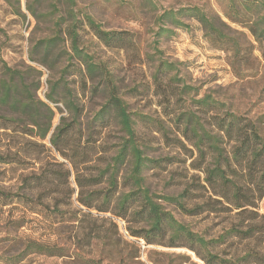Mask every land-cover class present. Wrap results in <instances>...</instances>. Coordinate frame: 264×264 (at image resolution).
I'll return each instance as SVG.
<instances>
[{
	"label": "rangeland",
	"instance_id": "rangeland-1",
	"mask_svg": "<svg viewBox=\"0 0 264 264\" xmlns=\"http://www.w3.org/2000/svg\"><path fill=\"white\" fill-rule=\"evenodd\" d=\"M74 3L70 12L66 0H0V90L9 77L7 66L19 72L13 80L17 98L24 83L32 98L46 103L54 112L51 130L42 141L46 149L31 144L33 138L28 135L0 130V150L17 152L19 157L16 162L0 163V189L12 193L7 203L0 195V264H203L184 246L150 244L143 248L142 239L131 237L126 229L128 224L137 228L135 222L113 215L115 210L88 211L79 205L73 170L67 159L50 145L48 137L61 117L70 121L77 114L79 129L64 150L71 155V148H76L78 155L74 159L79 160L85 149L89 161L79 163L77 172L85 178L96 177L112 163L126 137L113 110L98 115L114 92L126 103L134 119L136 141L147 159L144 186L158 195H176L188 185L193 188L202 183L204 174L195 167L212 166L210 144L202 143L205 158L201 159L191 145L196 140L194 134L189 128L185 132L183 113L194 112L205 128L215 133L214 115L222 117L233 112L256 121L264 136V56L243 27L247 17L244 14L254 13L247 8L249 0H74ZM193 6L241 31L242 47L251 49L241 50L242 58L231 64V51L211 45L199 22L186 10L180 11ZM171 11L177 12L176 19L187 26H175L171 17L163 16L160 20ZM86 14L104 29L127 32L131 41L120 48L105 46L87 26L83 18ZM229 15L237 20H229ZM72 16L82 19L78 23L77 43L98 65L94 72H87L82 59L70 48L67 29ZM160 23L165 27L162 31L157 28ZM48 39L55 44L47 53L39 43ZM160 61L172 66L157 74ZM35 85L39 87L36 91ZM47 94L56 102L47 99ZM203 97L218 103V110L201 114L196 101ZM11 102L0 103V115L19 119L24 127L28 117ZM9 124L10 128L15 125ZM220 145L225 151L229 149L225 139ZM58 163L63 165L60 167ZM130 166L128 158L119 166L117 194L131 187L127 178ZM65 169L71 171L67 179ZM42 170L55 174H51V183H43L49 189L40 202L36 196L41 181L37 182L34 176ZM109 172L105 170L102 182L87 189L107 188ZM194 201L186 204L191 206ZM158 202L205 238L218 237L229 226L227 216L208 213L189 216L162 198ZM257 207L264 214V196ZM88 232L100 238L88 245V238H82ZM27 240L62 247L64 255L35 252L26 247ZM241 246L237 239L227 238L216 250L224 253Z\"/></svg>",
	"mask_w": 264,
	"mask_h": 264
},
{
	"label": "trees",
	"instance_id": "trees-1",
	"mask_svg": "<svg viewBox=\"0 0 264 264\" xmlns=\"http://www.w3.org/2000/svg\"><path fill=\"white\" fill-rule=\"evenodd\" d=\"M66 1L68 2V10L72 12V6L75 4L74 0ZM230 1L233 2L234 0ZM247 6L248 10L254 11V13L244 14L247 17L243 27L247 28L253 40L258 43L261 54L264 56V1L249 0ZM234 9L238 12L235 6ZM185 10L199 22L205 38L211 45L224 51H231V64L238 62L240 57L242 58L241 50L251 49V47H242V43H244L242 36L244 34L241 31L232 29L221 19L208 15L197 6L183 8L180 11ZM176 13L173 11L166 12L160 17V20L163 16L171 17L175 26L186 27L185 23L176 19ZM72 17L67 29L72 42L70 48L77 57L82 59L86 71L94 72L98 65L92 61V57L87 52H83L79 48L77 43L78 23H81L82 19L78 20L74 16ZM83 18L97 39L107 47L120 48L124 43L131 41L125 31L104 29L87 14ZM227 18L237 20L236 17L230 15ZM163 26V23L158 24V30H164L165 27ZM51 42L52 40L48 39L44 40L43 43H39V45L46 48L45 51L48 53L55 44ZM170 66H172L170 63L160 61L155 71L160 74L168 70ZM6 72L9 73V77L5 81L4 89L0 90V103L5 105L12 100L11 103L19 106L22 114L28 117V122H25L24 127H22V121L19 122V119L0 115V130L11 129L14 133L18 131L23 135H28L33 138V140H30L31 144L46 149L42 141L47 137L52 127L54 115L52 108L46 103L32 98L28 87L24 83V89H22L20 97L17 98L15 96L16 86H14L13 80L19 72L7 66ZM38 88V85H35L33 90L36 91ZM183 88H187L186 85ZM46 98L51 102H56L50 94H47ZM196 103L201 106L199 108L201 114H207L214 109L218 110V103L210 102L207 97H203ZM38 104L42 105L43 108L39 107ZM68 108L70 110V107ZM110 110L115 112L120 128L124 131L126 137L113 157L112 163L107 164L105 168V170L110 171L107 178V188L87 189V187L102 182V177L106 174L105 170H101L96 177L86 178L77 172L79 163L89 161V155L85 149L80 153L82 157L79 160L74 159V156L78 155L76 148H71V155H67L64 150V145L69 143L72 134L79 129L76 119L77 114H74L70 121H66L64 117H61L60 122L48 137L50 145L67 159L73 170L74 181L78 188L76 201L79 205L88 211L95 209L98 212H112V210H115L113 215L125 219L126 222L133 221L137 224V228H133L128 224L126 229L131 237L142 239L144 245L184 246L192 251L203 264H264V214L259 213L257 207L258 201L264 196V136L258 123L233 112H228L222 117L214 115V128L216 131L211 133L194 112L183 113V117L186 119L185 132L189 128L194 134L196 140L191 145L198 152L201 159L205 158L204 149L201 147L202 143L207 141L210 144V155L213 159L212 166L202 168L201 165H197L195 167L204 174L201 180L202 183L199 185L193 188L192 185H188L176 195H158L144 186L143 169L146 166L147 159L136 141L134 119L128 112L126 103L114 92L110 93L107 102L100 109L98 115L103 116L105 112ZM139 117H142V115H139ZM10 122L15 124L11 128ZM183 136L190 140L185 133ZM224 139L229 145L227 151L220 145ZM18 158L17 152L11 153L10 150H0V163L16 162ZM127 158L131 164L127 177L131 187L128 191L117 194L119 166ZM58 164L60 167L63 165L62 163ZM70 173L69 169H65L64 177L67 179ZM51 174H55L54 171L44 173L42 170L41 174L34 176L37 182L41 181L36 196V199L40 202L44 199L46 190L49 189L46 184L51 183V180L53 181ZM40 179H43V181ZM26 181L27 179H24V183ZM69 193L71 196L72 191ZM11 194L0 189V195L6 199L5 203L12 199ZM159 198L174 204L182 213L189 216H198L203 213L227 216L229 226L218 237L205 238L193 231L188 225L178 221L169 210L158 202ZM189 200L196 201L193 205L188 206L186 203ZM128 216L132 219L129 220ZM85 236L88 238V245L95 238H100L98 234L91 232L85 233L82 238ZM227 238L237 239L242 246L220 253L216 248L227 242ZM26 247L33 248V251L41 254L64 255L62 247L32 240H27Z\"/></svg>",
	"mask_w": 264,
	"mask_h": 264
},
{
	"label": "built area",
	"instance_id": "built-area-1",
	"mask_svg": "<svg viewBox=\"0 0 264 264\" xmlns=\"http://www.w3.org/2000/svg\"><path fill=\"white\" fill-rule=\"evenodd\" d=\"M140 243H141V246L144 248L145 245L142 240L140 241Z\"/></svg>",
	"mask_w": 264,
	"mask_h": 264
}]
</instances>
